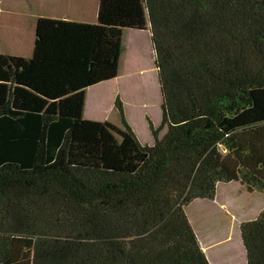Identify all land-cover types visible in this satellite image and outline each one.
<instances>
[{
	"label": "trees",
	"instance_id": "obj_1",
	"mask_svg": "<svg viewBox=\"0 0 264 264\" xmlns=\"http://www.w3.org/2000/svg\"><path fill=\"white\" fill-rule=\"evenodd\" d=\"M141 1L161 114L143 145L114 100L134 163L68 161L88 65L0 54V264H209L185 208L231 181L219 147L264 192V0ZM239 231L264 264V210Z\"/></svg>",
	"mask_w": 264,
	"mask_h": 264
},
{
	"label": "rangeland",
	"instance_id": "obj_2",
	"mask_svg": "<svg viewBox=\"0 0 264 264\" xmlns=\"http://www.w3.org/2000/svg\"><path fill=\"white\" fill-rule=\"evenodd\" d=\"M9 8L13 0H6ZM18 2V7L21 9L35 7V2L44 3L42 7H38V13L45 18L59 19L65 18L75 22H92V18L95 16L97 7L101 8V1H91L92 10H88V14H79L78 12L70 11L69 4H64L59 7L51 6L53 1L58 0H15ZM102 11L115 12V16H121L122 22L127 21L128 16H135L137 24L141 27L144 34L139 37L128 36V32L124 34V43L130 45V49L123 53L121 59L117 64L109 63L108 59H99L96 63H92L91 77L89 78V86L87 91L86 103L83 108L82 120L75 123L73 132L71 135V142L68 151V161L71 158L80 157L79 161L84 162H96L105 160L107 164L116 165L125 163V161H136L134 155L136 144L132 138L123 129L120 123L119 115L114 106V100L116 97L121 99L122 110L124 118L128 123L135 139L140 144L151 145L153 140L150 136L147 122L153 124L154 127H158L160 124V93L157 81V71L154 68V53L150 38H147L144 32L145 21L143 6L139 0H122L123 5L119 4L120 0H116L115 5H111L110 0H103ZM97 2V4H96ZM99 3V6H98ZM107 4L109 7L107 8ZM3 6V3H2ZM95 7V9H94ZM99 11V10H98ZM36 13V11L33 10ZM14 17H20L19 14H15ZM146 15V14H145ZM106 24H110L109 19L114 16H108ZM4 17V16H3ZM81 18L87 19L82 20ZM1 21V20H0ZM21 23V21H17ZM94 24V23H93ZM96 24V23H95ZM104 49V44L101 42ZM32 45L18 44L11 38H8L6 34L0 31V53L11 54L15 56H21L25 58H39L49 61L62 60V62H71L69 60H63L62 58H70L69 54L61 52L59 49H55V46H45L42 50L38 51L40 55H34L37 52L33 51ZM105 52V49L103 53ZM101 68V69H99ZM114 76H120V78L114 81ZM98 80V83L93 81L92 78ZM107 78V80H105ZM105 80V84L102 82ZM118 92V93H116ZM115 93L119 96H115ZM92 99V101H90ZM97 138L104 141V143L98 146V150L95 148V142H92V148L90 152L88 150L89 144H91L89 133H97ZM164 130L160 132V135ZM86 147V149H85ZM219 158L226 170L231 176V181H239L237 178V166L235 162L226 154L223 147H219ZM81 164V163H79ZM83 165V164H81ZM264 198V196H263ZM240 207V205H239ZM208 211H210L208 209ZM214 219H210V222ZM243 220V219H242ZM246 220V219H244ZM199 224L208 228L211 223L206 219H198ZM214 222V221H213ZM238 219H235V224ZM221 223V222H220ZM219 224V222H218ZM217 222L213 226H216ZM237 244V241H235ZM227 245L221 248V251H226ZM241 246L237 244L228 251L227 264H243V252L241 253ZM234 260V263L232 262Z\"/></svg>",
	"mask_w": 264,
	"mask_h": 264
},
{
	"label": "crops",
	"instance_id": "obj_3",
	"mask_svg": "<svg viewBox=\"0 0 264 264\" xmlns=\"http://www.w3.org/2000/svg\"><path fill=\"white\" fill-rule=\"evenodd\" d=\"M99 1H101V8L98 9L97 7L92 22H75L66 20L65 18L52 19L40 16L37 13L39 11L38 7L40 8L44 5V3H41L42 1L35 2V7L33 8L26 7V9H21L15 0L11 2L10 8L6 0H0V31L18 44L32 45V52H37L34 55H40L38 51L42 50L45 46L54 45L55 49L69 54L70 58H62L63 60H69L71 61L70 63L88 65L90 78L92 63H96L99 59L105 60L106 58L109 63L115 65L120 61L123 53L130 49V45L124 43L125 32H128L130 38L139 37L141 34H144L141 27L137 24L138 21L135 16H128L127 21L122 22L120 20L122 17L115 16V12L102 11L104 1ZM99 1L97 0V2ZM113 1L110 0V3L112 4ZM62 2L69 4L70 11L78 12L79 14H88V10H92L91 1L89 0H58L53 1L51 6L59 7L62 5ZM139 2L142 5V1L139 0ZM119 4L123 5V1L120 0ZM108 7L109 4H107ZM106 13L108 16H114L109 19L110 24H106L107 19L104 16ZM143 13L145 16L144 32L147 38H150L147 16L144 9ZM15 14H19L20 17H14L16 16ZM17 21H21V23ZM101 42L104 44V53ZM3 55L15 56L11 54ZM27 59L45 60L32 58V56ZM56 62H62V60H56ZM112 77L115 78L114 81L120 78V76H114L113 74ZM92 80L94 82L97 81V83L100 81L96 77L92 78ZM105 80L100 83L105 84ZM88 89L87 87L86 98ZM116 93L115 96H119ZM96 167L102 166L99 164ZM238 180L218 183L213 200L195 199L185 208L186 217L197 236L199 245L209 264H227V250L232 249L237 244L242 248L240 250L241 253L243 252V264H246L245 250L241 241L239 225L242 222L256 219L260 212L264 210V192H258L244 184L240 179ZM198 219H206L209 222L210 219L214 220L210 222L211 225L208 228H205L199 224ZM235 219H238L236 224ZM215 222H217V225L213 226ZM235 241H237V244H235ZM226 245L228 246L226 251L222 252L221 248Z\"/></svg>",
	"mask_w": 264,
	"mask_h": 264
}]
</instances>
